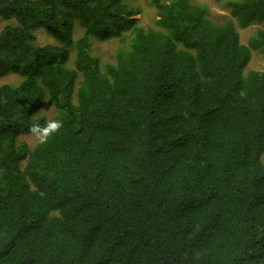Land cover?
I'll return each mask as SVG.
<instances>
[{
    "label": "trees",
    "instance_id": "16d2710c",
    "mask_svg": "<svg viewBox=\"0 0 264 264\" xmlns=\"http://www.w3.org/2000/svg\"><path fill=\"white\" fill-rule=\"evenodd\" d=\"M224 1L0 0V264H264V0Z\"/></svg>",
    "mask_w": 264,
    "mask_h": 264
},
{
    "label": "rangeland",
    "instance_id": "374dc122",
    "mask_svg": "<svg viewBox=\"0 0 264 264\" xmlns=\"http://www.w3.org/2000/svg\"><path fill=\"white\" fill-rule=\"evenodd\" d=\"M133 5L140 10L139 15V25L144 28L154 27L155 22V9L149 4V0H132ZM194 4H204L207 8V17L212 20L216 25H222L230 19L229 10L225 5L224 0H190ZM4 22L0 19V30L3 27ZM236 32L239 35V40L241 44H247L250 37L256 34L258 30H264L263 24H252L246 28H240L235 25ZM81 31L76 32V36H79ZM35 45H51L53 41L46 31L41 30L34 32ZM119 47V43L116 40L101 41L94 39L92 40L91 49L93 54H96L102 62L113 61L114 55ZM264 59L257 53H252V58L248 64L246 71L251 70L261 71L263 69ZM20 78L13 74H8L6 77L0 80V84H18ZM55 111L52 107H47L42 109L40 115L46 119H50L54 115ZM20 140L26 142V144L32 148L38 141L32 135H24L20 137Z\"/></svg>",
    "mask_w": 264,
    "mask_h": 264
},
{
    "label": "clouds",
    "instance_id": "9594fccd",
    "mask_svg": "<svg viewBox=\"0 0 264 264\" xmlns=\"http://www.w3.org/2000/svg\"><path fill=\"white\" fill-rule=\"evenodd\" d=\"M62 127V123L59 120H48L43 126L39 123H34L29 128L31 134L41 144L46 143L48 138L56 133Z\"/></svg>",
    "mask_w": 264,
    "mask_h": 264
}]
</instances>
